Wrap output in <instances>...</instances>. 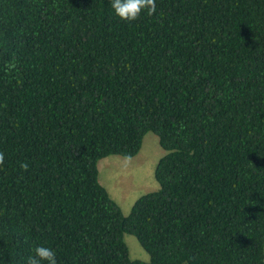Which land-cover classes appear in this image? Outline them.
<instances>
[{
  "label": "trees",
  "instance_id": "1",
  "mask_svg": "<svg viewBox=\"0 0 264 264\" xmlns=\"http://www.w3.org/2000/svg\"><path fill=\"white\" fill-rule=\"evenodd\" d=\"M148 133L160 188L125 216L98 163ZM0 154V264H264V0H0Z\"/></svg>",
  "mask_w": 264,
  "mask_h": 264
},
{
  "label": "rangeland",
  "instance_id": "2",
  "mask_svg": "<svg viewBox=\"0 0 264 264\" xmlns=\"http://www.w3.org/2000/svg\"><path fill=\"white\" fill-rule=\"evenodd\" d=\"M166 154L160 145L159 137L154 133H148L136 157L126 159L109 156L99 161V181L120 205L125 216L130 214L136 200L160 188L155 178V169L159 160ZM125 242L132 260L149 261L148 253L136 237L126 234Z\"/></svg>",
  "mask_w": 264,
  "mask_h": 264
},
{
  "label": "clouds",
  "instance_id": "3",
  "mask_svg": "<svg viewBox=\"0 0 264 264\" xmlns=\"http://www.w3.org/2000/svg\"><path fill=\"white\" fill-rule=\"evenodd\" d=\"M115 16L125 21L137 20L142 12L153 15L156 12V0H110ZM3 155L0 154V161ZM34 255L27 257L26 264H58L56 253L43 245L34 249Z\"/></svg>",
  "mask_w": 264,
  "mask_h": 264
}]
</instances>
